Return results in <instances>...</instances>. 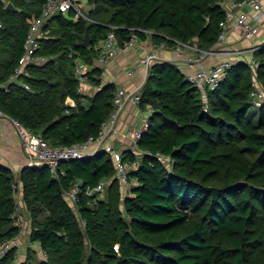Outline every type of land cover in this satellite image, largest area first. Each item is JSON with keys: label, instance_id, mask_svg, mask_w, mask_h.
<instances>
[{"label": "trees", "instance_id": "trees-1", "mask_svg": "<svg viewBox=\"0 0 264 264\" xmlns=\"http://www.w3.org/2000/svg\"><path fill=\"white\" fill-rule=\"evenodd\" d=\"M76 1L89 5V20L71 11L53 15L35 51L47 60L10 80L46 0H0V109L52 146L96 135L112 113L115 84L101 85L95 62L96 45L108 32L120 45L132 31L144 39L142 30H151L154 42H195L202 50L212 49L221 32V0ZM8 2L14 10L6 9ZM86 32L90 44L83 47ZM250 57L259 63L255 70L235 59L205 92L175 63L150 67L140 105L153 112L136 147L169 155L175 164L166 169L152 155L123 150L124 158L139 160L128 194L105 151L62 162L64 175L57 177L45 166L14 174L0 164V243L19 233L11 218L17 176L30 219V243L19 264H264V100L255 104L250 95L252 71L264 84V43ZM77 59L91 66L86 76L99 87L94 94L77 92ZM101 180L107 181L103 200L95 204L82 194L78 218L64 192L75 182L85 187ZM17 248L0 264H18Z\"/></svg>", "mask_w": 264, "mask_h": 264}, {"label": "built area", "instance_id": "built-area-1", "mask_svg": "<svg viewBox=\"0 0 264 264\" xmlns=\"http://www.w3.org/2000/svg\"><path fill=\"white\" fill-rule=\"evenodd\" d=\"M226 1L227 5L225 7L222 6L223 19L219 23L221 32L218 35L216 45L212 49L202 50L194 42L185 43L180 41H175L172 46L168 45L165 41H151L148 45L141 46L143 53L137 59L134 66L128 71V75H134L139 68L143 67L146 70L143 81L132 90H128L122 86L116 88L112 98L113 110L110 117L102 124L96 135H91L84 141L76 142L69 146H52L39 133L25 128L20 122L10 118L0 109V118L7 119L16 131L28 165L45 166L52 177H57L59 175H64V171L60 167L62 162L87 157L97 151H105L112 158L116 177L119 180L124 193L128 194L129 187L134 183V181L129 178V173L139 168V160L124 158L122 154L123 150L109 143V140L116 130L120 115L129 105L140 108L141 118L139 125L126 128L124 133L126 139L133 146H137L143 132L149 127L150 115L153 112V109L150 106L141 109V89L146 81L150 67L156 62L163 61V58L159 55L158 51L172 49L178 54H182V52H185V54L187 53L183 59L187 67L185 73L186 78L192 86L198 88L201 92H205L218 86L226 70L231 67L236 55L243 54L244 52L252 54L259 48V45H253L243 52L241 50L227 48L223 46L222 43L226 39L230 28L239 33L242 38L246 39L252 38L257 33L260 29L259 22L264 0ZM82 7V4L78 3L76 0H46L41 13L34 18L30 25L24 44V53L9 79L15 80L19 76H29L28 66L42 64L47 60V57L45 56L36 55L35 51L39 46V39L48 35V31L44 30L43 27L53 15L71 11L74 13L75 19L83 17L89 20L87 15L83 12ZM2 28L3 23L0 20V30ZM142 31L150 37L155 33L151 30ZM139 40L140 38L137 33L132 31L129 39L125 41L123 45H120L114 31L108 32L107 35L96 45V48L99 50V56L95 62L100 66V76L104 77L106 75L105 68L120 52L132 49ZM210 56H215L218 60L209 67H203L202 62ZM248 59V65L255 70L259 65L258 61L253 57ZM90 68L91 66L79 59L75 61V73L79 80L77 92L79 94L82 92V84L84 83L86 73ZM252 85L253 87L250 92L252 101L255 104H260L264 100V93L260 91L254 83ZM0 87H2L1 84ZM24 87L27 89L29 88L27 84H24ZM70 105H74V101L71 100ZM204 110H206V105H204ZM139 154L154 156L166 169H172L175 164L174 158L159 151L151 153L150 151L140 150ZM106 186V180H101L94 186L87 185L85 187H83L82 182H75L69 190L64 192V197L73 207L78 218H80L77 212V205L81 202V195L84 194L87 197H91L96 204L99 200H103ZM11 190L14 198V207L11 218L18 226L19 233L0 243V257H2L10 248L19 246L21 238L27 234L26 226L28 227L30 224V219L24 209L21 183L17 176L11 182ZM84 224L85 222L80 219V225L84 226ZM114 249L117 251L118 245H115Z\"/></svg>", "mask_w": 264, "mask_h": 264}, {"label": "crops", "instance_id": "crops-1", "mask_svg": "<svg viewBox=\"0 0 264 264\" xmlns=\"http://www.w3.org/2000/svg\"><path fill=\"white\" fill-rule=\"evenodd\" d=\"M81 4L82 6H84L83 3ZM221 5L225 7L227 5V1L221 0ZM259 25L260 29L250 39L242 38L239 33L230 28L222 45L244 52V50L249 49L253 45H261L264 43V1L262 4V12ZM151 41H153L152 38L150 36H146L144 39H140L132 49L120 52L105 68L106 75L104 77L100 76L102 80L101 85L113 83L115 84V90L120 86L128 90H132L138 84H140L143 81L146 73L145 68H139L132 76L128 75V71L134 66L137 59L142 55L143 50L141 46L148 45ZM158 53L162 56L163 61L175 63L183 71L184 74L186 73L187 67L183 59L187 55V53L185 54V52H182V54H178L172 49H166L162 51L160 50L158 51ZM249 55L250 54H248L247 52H244L243 54L236 55L234 57V60H246ZM217 60L218 58L215 56L207 57L202 62V66L209 67ZM98 89L99 87L93 84V81H91L86 76V79L82 84L81 94H94ZM71 100V98H68L67 103L70 104ZM140 114L141 110L139 107L131 105L127 106L120 115L116 130L110 138L109 143L119 149H128L134 151L137 155H139L138 147L133 146L126 139L124 133L127 127L139 125L141 118ZM0 164L10 168L14 174H18L23 167L28 165L24 151L19 143L16 131L14 130L10 122L7 119L3 118H0ZM28 232L29 231L27 230V233ZM21 240H28V238L27 236H24L21 238ZM24 244L25 246H29L27 243Z\"/></svg>", "mask_w": 264, "mask_h": 264}, {"label": "rangeland", "instance_id": "rangeland-1", "mask_svg": "<svg viewBox=\"0 0 264 264\" xmlns=\"http://www.w3.org/2000/svg\"><path fill=\"white\" fill-rule=\"evenodd\" d=\"M88 9H89V5H86L84 4V6L82 7V10L84 13H87L88 12ZM86 19V18H85ZM195 43V42H194ZM193 43V44H194ZM229 48V47H227ZM246 60H249L248 58ZM251 76H252V84L254 83L255 86L264 93V84L256 77V74L254 71L251 72ZM143 109V108H142ZM255 109V106H252V110ZM141 150V149H140ZM139 150V152H140ZM105 196V195H104ZM24 204V203H23ZM28 214V213H27ZM29 230V227L26 226V231ZM24 243H27L29 244L30 242L27 240H20L19 242V246H18V251H17V257H16V263H20L22 262L24 259H25V255H24V252H25V244ZM35 245V244H33ZM86 251L88 252L89 251V244L86 242ZM37 255V258H44L43 254L38 251V253L36 254Z\"/></svg>", "mask_w": 264, "mask_h": 264}, {"label": "water", "instance_id": "water-1", "mask_svg": "<svg viewBox=\"0 0 264 264\" xmlns=\"http://www.w3.org/2000/svg\"><path fill=\"white\" fill-rule=\"evenodd\" d=\"M6 9L14 10V6L12 5V3L8 2L6 4ZM89 44H90V38H89L88 32H86L85 36H84V39L81 42V45L83 47H87Z\"/></svg>", "mask_w": 264, "mask_h": 264}]
</instances>
